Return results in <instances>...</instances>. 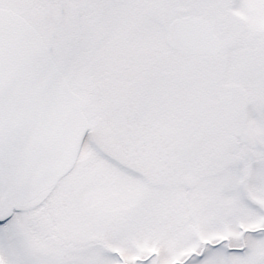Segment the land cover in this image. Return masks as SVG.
<instances>
[{"label": "snow or ice", "instance_id": "6c2138e0", "mask_svg": "<svg viewBox=\"0 0 264 264\" xmlns=\"http://www.w3.org/2000/svg\"><path fill=\"white\" fill-rule=\"evenodd\" d=\"M0 264H264V0H0Z\"/></svg>", "mask_w": 264, "mask_h": 264}]
</instances>
